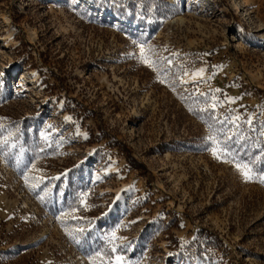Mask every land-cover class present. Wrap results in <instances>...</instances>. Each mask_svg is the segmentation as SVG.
I'll return each instance as SVG.
<instances>
[{
	"label": "rangeland",
	"instance_id": "rangeland-1",
	"mask_svg": "<svg viewBox=\"0 0 264 264\" xmlns=\"http://www.w3.org/2000/svg\"><path fill=\"white\" fill-rule=\"evenodd\" d=\"M0 123V264H264V0H0Z\"/></svg>",
	"mask_w": 264,
	"mask_h": 264
},
{
	"label": "snow or ice",
	"instance_id": "snow-or-ice-1",
	"mask_svg": "<svg viewBox=\"0 0 264 264\" xmlns=\"http://www.w3.org/2000/svg\"><path fill=\"white\" fill-rule=\"evenodd\" d=\"M133 43H136V41H133ZM139 47L141 48V57L140 59L148 66V67H153V64L150 60V56L145 55L144 54V45L140 44ZM231 118H229V123H231ZM233 127H238V125H233ZM7 130L4 128L3 124L0 123V152H2V150L4 149V147L6 145H8V137H10L12 135L11 131H7V135H3ZM229 132L232 131V129L230 128L228 130ZM42 136H44V134H41ZM224 139L220 140L218 137L216 136H212L210 135L208 137V140L211 142L212 147H211V152L212 154L217 158V159H222L223 162H231L234 163L235 167L237 168V170L239 171L240 175L243 177V179L245 180V182H253L254 177H256L257 179H259V181L261 183H264V171L261 172H257L256 169L251 166L254 164V161H250V162H244V161H238L236 159V153H234L232 151V147L235 146L236 143L240 142V136L236 135V136H229L228 132H223L222 133ZM16 139H19V137H16ZM45 141H47V137L44 136ZM10 147H15V144L10 145ZM44 149L41 148L40 151H43ZM21 152L24 151L23 147H21L20 149ZM64 179H67V173L63 174ZM25 181L26 184L28 182V177L25 176ZM35 179V178H33ZM52 179L55 180H59L61 179V177H54ZM30 187L33 188V190L35 191L38 187L37 184H32L30 185ZM43 190V189H41ZM88 195V193L86 191H82L80 193L77 194V196L75 197L74 201H73V206L69 209V211H78L80 205H84L85 208L89 207L88 205H86V201H85V197ZM41 199H43V197H40ZM65 213L62 212L61 215H64ZM59 218V217H58ZM78 231H83V229H78ZM118 231V229H113L110 233H105L104 239H106L109 244H112V241L114 239H116V232ZM67 232V229H66ZM68 235L71 236V238L75 239L74 236H72L71 233H67ZM118 247L120 248V254L116 255V256H111L109 255V260H115L116 264H137V262L132 261V260H127L125 261L124 259V254L129 250V248L131 247V244H129L128 246L125 247H121L119 245L113 244L112 247L110 248L109 252L110 253H116ZM108 253H106L107 255ZM95 255H99V253H95ZM89 259L92 260L93 257L89 256Z\"/></svg>",
	"mask_w": 264,
	"mask_h": 264
},
{
	"label": "trees",
	"instance_id": "trees-1",
	"mask_svg": "<svg viewBox=\"0 0 264 264\" xmlns=\"http://www.w3.org/2000/svg\"><path fill=\"white\" fill-rule=\"evenodd\" d=\"M129 159V162L132 164V165H137L138 167H140V168H144L145 166H144V164L143 163H141V162H137V161H135L133 158H128Z\"/></svg>",
	"mask_w": 264,
	"mask_h": 264
},
{
	"label": "bare ground",
	"instance_id": "bare-ground-1",
	"mask_svg": "<svg viewBox=\"0 0 264 264\" xmlns=\"http://www.w3.org/2000/svg\"><path fill=\"white\" fill-rule=\"evenodd\" d=\"M239 7V6H238ZM22 246L17 247V249H20Z\"/></svg>",
	"mask_w": 264,
	"mask_h": 264
}]
</instances>
